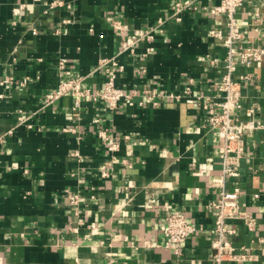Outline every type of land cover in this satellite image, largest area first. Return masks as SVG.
<instances>
[{"label": "crops", "instance_id": "0c3cea01", "mask_svg": "<svg viewBox=\"0 0 264 264\" xmlns=\"http://www.w3.org/2000/svg\"><path fill=\"white\" fill-rule=\"evenodd\" d=\"M219 1L197 0L178 21L175 0H0V264H213L209 204L237 186L230 241L250 259L224 264H264V61L236 76H250L243 118L263 127L247 135L235 177L222 173L219 131L198 100L221 95L224 47L210 35L226 27L210 12ZM238 20L244 44L264 47V0H245ZM112 68L118 87L138 93L132 105L111 110L88 96L74 109L69 94L46 105L61 82L94 92ZM169 210L203 227L180 256L164 240Z\"/></svg>", "mask_w": 264, "mask_h": 264}, {"label": "built area", "instance_id": "2783aa9c", "mask_svg": "<svg viewBox=\"0 0 264 264\" xmlns=\"http://www.w3.org/2000/svg\"><path fill=\"white\" fill-rule=\"evenodd\" d=\"M197 0H175L171 17L181 21L182 14L188 10H198ZM245 0H220L218 4L211 6L210 12L213 15H222L226 19L225 29L213 28L210 31L211 37L219 40L224 47L223 72L220 76L219 96H200L198 98L200 106L205 113L207 124L213 130L219 131L218 147L221 153L222 173L224 177H235L240 170L242 160L246 152V137L249 133H254L263 127V124L256 118L244 119L242 111L244 109L243 86L246 85L250 76L242 75L236 78L241 68L248 67L254 63L264 61V47L255 44L254 40H249L250 44H244L245 33L238 20L239 8L243 6ZM258 16L259 14L256 13ZM120 29L127 26L117 25ZM155 30L138 31L136 38H128L124 44V50L134 51L137 42L154 38ZM220 62L214 58V62ZM123 66H120V71ZM119 69H109V75L104 85L92 92L89 88L83 87L79 78L67 79L46 96V105L53 104L64 95H71L75 98L74 109L81 107L82 99L92 97L95 102L105 103L109 109L115 110L123 101L133 104L137 92H128L126 89L118 87L116 79ZM191 92L188 86L183 92L187 96ZM143 94L157 104L155 98L158 91L154 88H147ZM166 98H180V95L162 92ZM3 95L0 94V98ZM143 104V102H140ZM251 108L249 114H254ZM129 138V136H125ZM4 136H0L2 141ZM106 175V172H104ZM241 188L234 187L232 190H221L218 198L212 200L209 206L215 212L214 225L211 229L213 239L211 242L210 257L213 264H224L228 260L246 261L250 259V254L241 252L230 241V237L235 235L236 229L228 226V222L239 218L241 211ZM244 219L247 228L254 231L256 219L254 217H241ZM166 226L164 229V240L176 255L180 256L183 248L191 235L203 229L202 226L195 225L187 218L183 212L169 210L166 213ZM160 246V244H151ZM245 249V248H244ZM194 264V262H192Z\"/></svg>", "mask_w": 264, "mask_h": 264}]
</instances>
